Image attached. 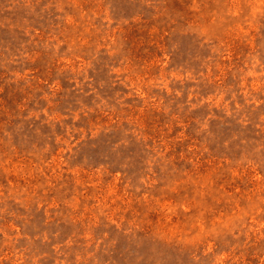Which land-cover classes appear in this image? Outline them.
<instances>
[{
    "label": "rangeland",
    "instance_id": "rangeland-1",
    "mask_svg": "<svg viewBox=\"0 0 264 264\" xmlns=\"http://www.w3.org/2000/svg\"><path fill=\"white\" fill-rule=\"evenodd\" d=\"M0 264H264V0H0Z\"/></svg>",
    "mask_w": 264,
    "mask_h": 264
}]
</instances>
